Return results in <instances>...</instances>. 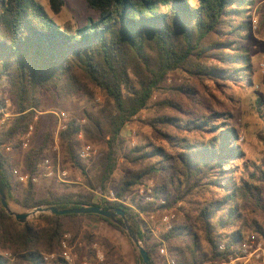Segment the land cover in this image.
Listing matches in <instances>:
<instances>
[{
    "label": "trees",
    "instance_id": "1",
    "mask_svg": "<svg viewBox=\"0 0 264 264\" xmlns=\"http://www.w3.org/2000/svg\"><path fill=\"white\" fill-rule=\"evenodd\" d=\"M85 1L97 17H89L79 27L59 23L51 15L61 13L65 0H48L50 11L39 0H0V173L8 188L9 205L27 211L41 206L122 209L155 264L154 255L162 244L152 243L142 216L168 212L183 203L182 220L164 235L177 263L229 264L236 258L245 231L262 227L249 216L264 218V158L248 177L236 178L237 163L244 160L245 152L239 144L240 133L227 114L210 109V114L187 112L185 118L161 116L148 121L152 141L135 146L126 155L132 172L122 175L109 191L116 200L96 199L94 194L107 192L106 185L118 170L116 142L134 118L150 107L170 74L188 71L218 86L254 87L251 57L241 41L254 29L256 0ZM176 90L184 92L183 88ZM97 92L105 96L106 104L97 114H86L88 125L68 118L67 128L60 133L64 159L87 179L88 190L63 189L53 179L43 196L32 182L17 196L15 155L22 151L31 126L30 144L33 141L43 103L62 105L80 94L94 99ZM6 97L15 100L12 113ZM160 105L183 111L173 101ZM81 133L108 137L98 186L79 160ZM51 140L52 134L46 133L39 147L29 144L25 173L41 174ZM151 179L160 180L154 192L156 199L167 202L165 206L133 199V208L120 202ZM87 218L100 219L128 238L119 226L97 215L41 214L21 224L8 215L0 199V252L13 253L16 264H46L45 256L61 254L65 236L73 228L80 229ZM87 238L106 250L103 264H128L125 254L108 239L91 234ZM133 250L135 264H142ZM53 263L67 264L61 258ZM0 264L9 263L0 257Z\"/></svg>",
    "mask_w": 264,
    "mask_h": 264
},
{
    "label": "rangeland",
    "instance_id": "2",
    "mask_svg": "<svg viewBox=\"0 0 264 264\" xmlns=\"http://www.w3.org/2000/svg\"><path fill=\"white\" fill-rule=\"evenodd\" d=\"M193 1L195 2L196 0ZM39 2L50 11L48 0H39ZM160 10L164 12L166 8H160ZM51 15L59 23L70 22L74 26L79 27L84 26L89 17H97L96 13L88 6L85 0H65V6L61 13L57 16ZM252 24L254 29L248 35L247 39L241 42L249 50L254 70V87L243 89L234 84L231 87L227 85L218 86L210 80L199 79L198 76L188 71H178L170 74L164 87L155 93L150 107L141 112L123 130L122 136L116 142L113 149L118 170L112 182L106 185L107 192H95L96 199H99L101 194L108 193L111 189L114 190L122 175H128L132 172V166L126 162V155L135 146H145L152 141V129L149 127L148 121L161 116L185 118L188 117L186 115L187 112L193 115H203L210 114V109L227 114L230 124L240 133L239 144L245 152L244 160L237 163L239 172L236 174V178L239 179L241 175L248 177V174L254 172V166L260 164L264 158V71L260 67V64L264 62V0H256V6L252 12ZM257 27L258 29H256ZM176 88H183L184 92L177 91ZM166 101H173L178 104L183 108L182 113L176 111V109L160 105ZM6 104L8 112L12 113L15 109V100L11 97H6ZM105 104V96L100 92H97L94 99H89L83 94H80L67 99L62 105L45 101L39 113L38 129L30 146L39 147L46 133H51V152L46 158H56L57 155L53 152V147L55 145V133L57 132L58 122L53 112L62 111L66 114L67 121L68 118L75 119L78 124H82L81 122L84 121L86 114H97ZM9 113L6 115L9 116ZM86 125H88L87 122L84 126ZM79 140L81 142V148L86 144H90L96 150L95 156L89 162L81 163L88 172L90 181L95 186H98V171L101 165L102 153L107 151L106 141L108 137L97 138L94 133L90 134L89 137H85L82 134ZM27 149H22L20 153L15 155L13 170L24 173V156ZM59 149L62 167L68 171L69 177L68 183H58V185L63 186V189L67 186L71 188L77 187V190H88L87 179L84 178L80 170L72 163L65 161L60 136ZM14 180L20 185L16 194L21 197L25 184H19L16 177H14ZM159 181L157 179H151L143 186L151 185L155 190L157 184L161 183ZM51 184V180L42 179L36 185L39 196H43ZM136 190L126 200L130 204H132L133 199L136 200ZM173 196L175 197V193H173ZM10 207L17 213L31 212L14 204H11ZM185 208L186 205L180 203L171 211L160 212L161 214L154 212L150 216H142L146 225H151V228H154V233L151 232L152 243H160L159 241H163L168 250L170 249V245L164 240V235L169 231H166L165 225L161 223V215L165 213L174 214L175 219L172 222V226L174 227L182 220ZM152 215H154L153 220L149 218ZM249 218H254L264 226V218L262 215L251 214ZM34 219H30V221ZM79 227L80 229H71L70 233L67 234L69 235V239H67L69 247L78 255L77 264H103L105 262L106 250L99 243L87 238L88 234L94 235L99 239H108L125 254L128 264H135L133 250L135 246L128 235V238H126L122 233L97 218L84 219ZM259 231H255L253 228L247 229L244 235L247 236ZM101 256L103 260L100 259ZM154 257L155 264H165L159 255L155 254ZM240 262V264H246V261ZM51 264L54 263L51 262Z\"/></svg>",
    "mask_w": 264,
    "mask_h": 264
},
{
    "label": "built area",
    "instance_id": "3",
    "mask_svg": "<svg viewBox=\"0 0 264 264\" xmlns=\"http://www.w3.org/2000/svg\"><path fill=\"white\" fill-rule=\"evenodd\" d=\"M261 69L264 71V62L260 64ZM54 117L58 122L57 132L55 133V145L53 147V152L57 155L56 158H45L42 161L41 168L42 172L40 175L31 176L28 173H20L17 170H13V174L16 177V180L19 184H27L28 182H32L33 184H39V182L43 179L45 180H56L57 183H67L68 182V171L62 167V161L60 157V149H59V136L62 131L67 128V116L62 111L53 112ZM136 118V117H135ZM134 118V119H135ZM38 118H35L37 121ZM82 124L85 121L81 122ZM34 132V126H31L29 129V133L25 137L24 141L21 144V148L26 150L29 147L30 141L32 139ZM82 137V134L79 135ZM11 148L7 149V152H10ZM96 154V150L94 146L90 144H86L79 152V160L82 163L89 162ZM136 202H142L143 204L149 203H157L160 206H165L167 202L163 199H156L154 188L151 185L148 186H140L135 192ZM99 198L106 199L109 201H115L116 197L113 192L101 194ZM126 206L133 207L127 201H120ZM134 208V207H133ZM157 214H161L160 212H156ZM151 220L154 219V215L149 217ZM175 219V215L171 213H165L161 215V223L165 225V230L169 231L172 229V222ZM149 224V223H148ZM148 228L154 233V228H151V225H148ZM69 235L65 236L64 242L62 243V252L61 254H53L49 256H45L44 261L46 264H51L58 260L59 258L63 259L67 264H77L78 255L75 251L71 250L68 245ZM162 246L158 250V255L165 264H178L175 257L170 253L166 245L163 241H159ZM225 245H221L219 247L220 251L225 250ZM0 257L6 260L9 264H16V258L11 252H0ZM103 260V257H100ZM235 261H246V264H264V226H262L261 230L256 233H252L244 237V240L240 244L237 250L236 258L231 261V264H234ZM85 264V263H84Z\"/></svg>",
    "mask_w": 264,
    "mask_h": 264
},
{
    "label": "water",
    "instance_id": "4",
    "mask_svg": "<svg viewBox=\"0 0 264 264\" xmlns=\"http://www.w3.org/2000/svg\"><path fill=\"white\" fill-rule=\"evenodd\" d=\"M8 188L5 184L3 177L0 173V199L1 204L5 211L9 216L16 219L17 222L21 224H25L30 221V219L37 218L38 215H55V216H66V215H97L102 217L105 220L112 222L113 224L119 226L125 233L128 235L129 239L134 244L137 249L142 264H151V259L143 246L140 238L137 233L133 230L132 226L129 223V220L126 216V213L122 209H114V210H105L100 207H85L78 209H69L62 210L59 208H54L50 206H41L31 210V212L27 213H17L15 212L8 203Z\"/></svg>",
    "mask_w": 264,
    "mask_h": 264
},
{
    "label": "crops",
    "instance_id": "5",
    "mask_svg": "<svg viewBox=\"0 0 264 264\" xmlns=\"http://www.w3.org/2000/svg\"><path fill=\"white\" fill-rule=\"evenodd\" d=\"M68 183V182H67ZM232 261V260H231ZM241 262L239 261H235V263L234 264H240ZM84 264V263H83ZM229 264H231V262L229 263Z\"/></svg>",
    "mask_w": 264,
    "mask_h": 264
}]
</instances>
